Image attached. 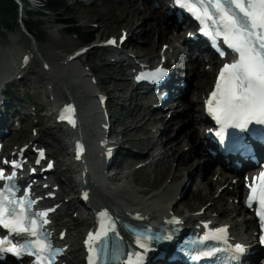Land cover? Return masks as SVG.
<instances>
[{
    "label": "bare ground",
    "instance_id": "6f19581e",
    "mask_svg": "<svg viewBox=\"0 0 264 264\" xmlns=\"http://www.w3.org/2000/svg\"><path fill=\"white\" fill-rule=\"evenodd\" d=\"M38 1L41 3V0H36V2ZM96 1L97 0H93L94 3ZM140 5V2L134 3V0H110L108 3L107 8L116 6L119 15H125L126 18H130L129 21H127L128 23L123 25L124 30L127 31V40L122 45H117L116 49L121 50V47L129 46L126 51L132 50L135 52L136 57L128 56L124 61L131 66L140 65L141 63L154 65L161 64L163 56H171L167 58L163 65L166 68H171V71L175 72V75H178L181 73V69H184L181 62L185 61L187 63L185 64V68H188L185 82L192 85L190 91L193 92V96L191 98L188 97L187 94L189 89L187 88L183 96L170 106L172 116L167 121V117H165L167 114H164L161 111L165 109L168 103L162 106L163 108L160 113L155 115L154 112L156 111L152 108L154 103L149 102L147 97H141V100L146 101L147 103H137L132 109L133 122L140 124V128H134L133 130L146 131L148 137L140 140H131L130 142L131 144L141 147V149L144 147L146 154H150V158H148L147 162L138 166L135 172H140L142 170L145 171L147 169L152 170L151 173L153 174V177L149 179L150 185L152 187L159 185L162 189L158 192L136 189L131 185L136 183V181L133 183L128 182V178H131L133 175L122 177L120 175L121 171L115 174L112 179V181L117 182V186H113L110 182L106 185L98 184L88 174V171L94 168L95 164L88 162L87 168L83 174L84 181L86 182L85 190L80 192V196L82 197L84 193H87V199H89V201L84 202L87 211L92 212V209L94 208L96 210L100 209L105 213L107 211L111 212L115 215V217H111L113 225L115 226L118 224V218H127L141 223H149L150 221L156 219L160 220L166 217H180L181 221L179 224L184 226L195 225L196 227H199L207 224L213 228H218L220 226L227 227L233 232H237L238 227L241 229L247 228V226L256 227L255 220L244 207V204L241 202L236 203V200L241 198L240 179L238 178V175L231 176V174H229V171L231 170L228 169L222 171H220L221 169L219 167L211 169L213 161L209 155H205L206 152L203 148V146L209 143V141L201 134L203 123L206 121L203 112L208 96L205 92L209 86L210 78H212V73L216 69V66L212 67L213 70L209 68L206 69V67L204 68L205 62L203 63V61L206 56L202 52L195 56V53L187 50V48L179 50L174 45L175 42L179 41L182 37V33L178 32L179 26L176 24V32L169 35V32L171 31L169 20H166L163 17L161 14L162 11L152 8L151 4L147 5L145 8H142ZM97 17L99 19L98 22L100 23H98L99 26L94 31H98L102 34L103 29L110 25V21L101 16ZM123 20L124 16L118 20V22L115 21V26L120 24ZM135 20H141V23H139V25L137 23L134 24ZM89 23L90 20L87 19L83 22V25L88 27ZM128 25H130V28ZM140 27H144L145 31V38L142 45H138L134 41L135 31ZM23 29L27 30L26 28ZM114 29H116V27ZM161 41L169 45V48L165 53H160L159 51ZM14 42L20 46H17V50H15L14 56L12 57V65L14 69H20V66L24 63V58H29L30 64L35 63L33 62L34 58L31 54L24 53L23 45H20L22 39H15ZM49 44L50 46L48 48L40 47L37 49L39 52L46 54L48 58L47 60H42L44 62L41 67L43 71V77H41L44 80H47L48 78L46 75L49 73L55 79L60 81L62 88L72 97L71 100L69 99L68 103L70 105L74 104L80 109V122L82 129L76 134V136L84 139L92 147V138H98L101 135L99 133L100 126L104 133L106 132V129L110 127L112 134H121L122 132L113 129L111 122H107L106 117L103 115L107 110L98 111L95 103L96 93L93 90L94 83L87 78V70L81 68L84 57L89 55V51L87 54L74 57L76 52L84 48L81 47L68 57L59 53L51 54L48 52V49L52 45H58L65 51L72 48L75 44L74 42L67 41L66 43H63L56 40L54 36H51ZM187 46L189 47L190 44ZM91 49L104 50L107 54L114 53L112 49L99 43L92 45ZM212 56L214 55L212 54ZM99 59L105 61V58L102 57V55ZM215 60L216 58H213V61ZM106 64L108 67L114 65L113 63L108 62ZM88 71L92 72L93 75H96V70L94 68H91ZM22 72H18L17 75L22 74ZM11 75L12 73H10V70L8 76L5 77L4 75H0V83L8 86V79ZM58 81L56 84H58ZM176 81L177 80H174L173 83L175 84ZM11 82L15 85V80ZM124 82L125 84H129L127 79H125ZM101 83L102 81L99 80L98 84L100 86ZM74 86H76L77 91L81 94L80 96L82 98H85V93L89 94V97L87 96V99H89L86 102L79 103L80 106L73 95L72 88ZM57 89L58 88L55 86L52 87L51 94L53 96L60 95V93L57 92ZM133 91L134 94H137L134 88ZM194 97H197L195 101L193 99ZM128 98L127 92H123L122 95H118L117 97L122 104L128 100ZM200 101L201 104L199 107L197 105ZM155 104L157 103L155 102ZM4 105L9 106L10 103H0L2 108ZM51 107L53 108L54 105L51 104ZM51 107L49 108V111H51ZM49 111L48 114L45 115L46 122L41 128V134L30 138L29 141L22 146L27 147L25 152L33 151V147L37 143L46 144L45 138L52 133V130L47 126L50 121ZM1 115H3V113H1ZM9 118L10 114L7 111V113L2 116V119L6 120ZM164 122L167 125L166 132L168 133V136L166 137V140H163L159 144L155 141L156 131L154 128ZM189 125H193V127L189 130L188 134L184 131L185 138L181 139V135L183 134H181V132ZM171 131L173 132L171 133ZM122 134L124 137H118V140L120 138H125V133ZM0 138H3V136L0 135ZM8 139L9 137H4L3 139L7 144L4 148V155L10 156L12 152L15 151L16 145L12 146L11 144H8ZM56 140L57 144L60 143L62 145L61 148L53 143L48 144V146L50 149L55 148L56 153L60 152L65 159L63 163H65L66 158H68V144L66 142L64 143L62 139ZM160 146L165 150L161 151L158 155H155L160 150ZM20 150L21 147L17 148V152H20ZM93 151H95L94 147ZM17 152L13 154L17 156ZM140 157H144V153L140 154ZM204 160L206 162L202 163ZM60 163L61 161L56 163L54 167V172L56 173H54V175L59 173V166L57 167V165ZM195 163L198 164L197 167ZM103 164L105 165V162H103ZM114 164L115 162L112 161L109 167ZM68 167L70 170H68L66 174L69 185L73 189H78V191H80L82 185L78 182V172L75 170L76 168L74 169V167L70 165H68ZM190 170L193 174L189 173ZM209 172H212V178L208 177ZM218 172L220 175L217 177ZM99 180H101V178H99ZM168 180L169 182H167ZM63 183V181L58 182V184L51 182L52 186L50 193L58 195V198L53 205L60 204V209L54 215V228L58 230V236L62 233L66 234L64 245L67 244L69 246V253L64 262H67L68 264H84L82 263V260H85L84 252L87 248L84 245V241L88 239L87 233L89 230L87 227L91 225V218L86 217L83 213L74 217L78 207L66 199L64 200L61 198V195H68V191L65 190ZM58 185L61 188L60 193V188L56 187ZM193 185H196L197 190H193ZM220 189H222V191ZM185 197L187 198L181 202V199ZM219 202L225 203V205H219ZM201 203L203 204L198 210L205 208L204 213L192 211L194 207ZM212 213H214V215H211ZM240 216H242V219L239 218ZM80 225L83 229L75 234L76 229ZM249 238L251 239L252 235L249 236ZM252 243L253 242H248L246 244Z\"/></svg>",
    "mask_w": 264,
    "mask_h": 264
},
{
    "label": "rangeland",
    "instance_id": "374dc122",
    "mask_svg": "<svg viewBox=\"0 0 264 264\" xmlns=\"http://www.w3.org/2000/svg\"><path fill=\"white\" fill-rule=\"evenodd\" d=\"M66 3H68L69 9L67 12H62L61 16L56 18L54 15L47 13L45 9H43V5L46 2H36V0L33 2V6L31 4H28V7L25 9L23 8V14L25 12L26 17L30 20H33L34 22V30H38L42 35L43 38H40V35L37 33H34L35 37L31 38L27 33H25L23 26H21L20 21L15 20V22H10V25L12 28H10V31L8 30H2L0 27V62L8 55H11V58L14 56L15 50H17V45L14 41L15 39H22V42L20 45L23 47L24 51H26L27 54H31V56L34 58L35 63H33L31 66H29L27 71V75L24 79L21 81L17 80V68L16 70L13 68V66L10 69V72L12 73L11 77L8 79L10 81L15 80V85L11 86V93L14 96V98H11V101L15 103L16 105L12 106L11 108L15 110V112L19 113L18 120H20L23 129L20 132L14 131L11 133L7 142L8 144H11L12 146H15V149L19 148L20 146H23L26 144L30 138L36 137L41 134V128L44 126V123L46 122L45 115L48 114V110L51 107V104L53 105L56 101H66L68 102L69 99H72V97L69 95L68 92H66L62 86L61 82L55 79L53 76H51L49 73L47 76V80H44L42 77L43 71H42V60H47V55L44 53L39 52L37 49L40 47H49V41L50 37L54 36L56 40L66 43L67 41L74 42V46L72 48H69L68 50L61 49L58 45H52L48 52L51 54L59 53L63 56H71L76 50H78L81 47L89 46L87 43L81 42V37L75 34V32H69L66 30L64 26L58 25V22L60 20H66L69 22H73L75 25L76 30H79L78 32L82 34H91L94 36L95 41L94 43H100L104 42L106 39L110 37L119 38L122 34V32H127L124 30L123 25L128 23L130 18H126L125 15H119V11L117 10L116 6L107 8L108 3L110 0H97L95 3L93 0H65ZM136 3V1H134ZM153 8V6H151ZM101 16L110 21V25L106 26L103 29L102 34L98 31H94L96 28H98L100 22H98V17ZM124 16V20L115 26V21L118 22L122 17ZM2 18H0L1 20ZM89 19L90 23L89 26L83 25V22L85 20ZM28 20V21H29ZM141 23V20H135L134 24ZM130 28V25H128ZM116 27V29H114ZM184 36V33L182 35V38ZM145 38V31L144 27H140L135 31V43L138 45H142ZM146 46V45H145ZM127 47L124 46L121 47V54L123 56H133L136 57L135 52L130 50L126 51ZM168 47V44H165L163 41L160 43V53L164 52V48ZM120 51V50H119ZM47 53V52H46ZM102 55V57L109 59L110 57L106 55V52L104 50H97V49H91L89 51V55H86L83 60V64L81 68L84 70H89L91 68H94L96 70V75L91 76V81H99L101 80V86L99 84H94L93 90L95 93H98L99 90L104 91L108 94L109 97V112L108 114H112L111 122L113 129L118 130L119 132L125 133V138H120L119 140L123 142L122 149L126 152L127 157H121L120 159H117L115 157V166H112L110 172H115L119 169L121 171L122 177H129L128 182H134L136 183L131 184L136 189L141 190H147L149 192H158L162 189V187L154 186L152 187L150 185L149 179L153 177V174L151 173L152 170L147 169L145 171L135 172L138 166L144 164L147 162L148 158H150V154L147 155L145 152V148L141 149V147L131 144V140H140L145 139L148 137V133L146 131H137L133 130L134 128H140V124L134 123L132 119V109L135 106V104L140 102H146L142 101L139 97H135V94H132V84H131V76L128 74L130 69H126L123 71V74H116L112 67L107 66V61H101L99 57ZM206 57H204V68L206 69H212L211 64L207 63V59L211 62H214L212 59L213 57L211 55L205 54ZM196 58V57H195ZM194 58V59H195ZM144 64V63H143ZM185 64H187L185 61L181 62L182 67H184V72L187 74L188 68H185ZM108 67V68H106ZM215 70L212 73V78H210L209 86L205 93L208 92V90L211 88V85L213 83V79L215 76ZM21 75V74H20ZM42 76V77H41ZM53 77V78H52ZM127 79L129 81V84H125L124 80ZM58 81V84H56ZM57 87V92L60 93L58 96H53L51 94L52 87ZM133 87V86H132ZM192 85H188V97H192L193 92H191ZM134 88V87H133ZM73 95L77 99L76 102L80 106L79 103L86 102L87 96L89 94L85 93V98H82L77 91L76 86L72 88ZM188 91V90H187ZM123 92L128 93V100H126L123 104L120 100L117 99L118 95H122ZM204 93V94H205ZM194 101L197 99V97L193 98ZM147 103V102H146ZM153 103V102H152ZM155 104V101H154ZM173 102L167 104L165 109L161 111L164 114H167V120L170 119L172 116V111L170 109V106H172ZM200 103H198L197 106L200 107ZM169 106V107H168ZM41 108L42 113L38 116H35L34 110ZM153 108V107H152ZM52 109V107H51ZM183 110V109H181ZM113 111V112H112ZM168 112V113H167ZM155 115H157L160 112H154ZM22 116V117H21ZM165 121V122H166ZM37 122H39L38 125ZM116 122L118 123L116 125ZM159 124L158 127H155V141H157L159 144L166 140V137L168 136L167 125L166 123ZM47 124V123H46ZM125 124V125H122ZM122 125V126H120ZM47 126L52 130V133L49 134L45 138L46 144H56L57 147L61 148L62 145L60 143L57 144L56 139H62V141L68 142V136L64 135L61 131L55 128V124L51 121L47 124ZM193 127V125L186 126L184 130L181 132V134L186 131L187 134L189 133V130ZM173 131H171L172 133ZM167 133V134H166ZM170 133V134H171ZM181 139L185 138L184 133L181 135ZM128 138V141H127ZM63 144V143H62ZM36 145V144H35ZM36 148V146H34ZM33 147V148H34ZM68 147V145H67ZM159 147V146H158ZM163 147L160 146V150L155 154L158 155L161 151H164ZM188 150V149H186ZM50 153L54 156V159L58 163V161H61L59 165V173L54 175L53 177L57 179V182H64V188L69 193L68 195L61 196L62 199H70L74 196L78 197L80 193L75 194L73 193V188L70 187L69 182L67 180V174L66 172L70 170L68 165H70V160L66 158L65 161L63 155L58 152L56 153L55 148L49 147ZM68 151V148H67ZM144 153V157H140V154ZM207 156V153L205 154ZM204 161H202L203 163ZM117 164H121L120 168H117ZM197 167V163H195ZM215 166L212 165L213 169ZM189 173L193 174V172L190 170ZM187 173V174H189ZM220 175L218 172L217 177ZM209 178H212V172H209L208 174ZM169 182V180L167 181ZM241 182L242 178L240 177V188H241ZM193 190H197L196 185H193ZM222 191V189H220ZM187 197L181 199L183 202ZM240 199H237V201ZM180 201V200H179ZM236 201V203H237ZM72 204L76 205L78 207L77 211L74 214V217H77L78 214H84L85 206L83 202H80L79 199H74L71 201ZM220 203V202H219ZM218 203V204H219ZM203 203L200 205L194 207L192 211L204 213L205 208H201L198 210L199 207L202 206ZM225 205V203H220L219 205ZM230 204V203H229ZM180 205V204H179ZM197 210V211H196ZM211 215H214L212 213ZM242 219V216L239 217ZM83 227L80 225L77 229L75 234L78 233V231L82 230ZM237 232H240L241 234H244V237H249L252 234V226H247V228L241 229L238 227ZM236 233V232H235Z\"/></svg>",
    "mask_w": 264,
    "mask_h": 264
},
{
    "label": "snow or ice",
    "instance_id": "6c2138e0",
    "mask_svg": "<svg viewBox=\"0 0 264 264\" xmlns=\"http://www.w3.org/2000/svg\"><path fill=\"white\" fill-rule=\"evenodd\" d=\"M177 2L180 3L181 7H185L188 11L197 15V18L206 19H212L208 14L207 5L214 6L219 16L218 19L213 20V23L223 26L225 42L229 48L239 55L237 62L225 64L221 68L214 91L210 94V99L206 101L209 113L221 125V130L228 126L244 128L252 121L264 124V0H228L236 11L226 8L221 0H196L197 3L205 6L202 12L194 4L183 3L181 0H177ZM237 11L240 15L236 14ZM206 34L212 35L207 30ZM219 34L218 28L217 35ZM67 111L71 112L72 109L69 108ZM68 119L74 123L71 117H68ZM13 167H19V165L13 164ZM2 178H4L3 171L0 170V179ZM13 178L14 176L7 179L11 180ZM256 180L257 184L251 186L248 205L251 207L254 201H258L260 206L258 215L264 220V173ZM9 196H12L13 199L9 200ZM6 201L13 205L10 213L14 219L9 220L6 218ZM23 204L24 200L17 201L14 199V193L11 192L10 188L6 187L3 191H0V225L12 232H27L31 236H38L35 219L28 220L30 225L28 227L25 225L26 217L23 214V208L17 213V208ZM32 215L45 217L47 213H32ZM42 223H47V221L44 220ZM225 232L226 229H217L210 236L212 239L223 240V233ZM94 238L91 235L89 236V240ZM208 238V236L205 237V239ZM260 239L264 242V236ZM3 243L5 242L0 241V244ZM36 243L40 252L50 248V245L43 244L40 240H37ZM140 247L143 248L145 245L141 243ZM6 250L16 251L14 246ZM235 251L243 253L244 248L237 244ZM16 254L19 255L20 252L17 251ZM211 254V252L205 253V255Z\"/></svg>",
    "mask_w": 264,
    "mask_h": 264
},
{
    "label": "trees",
    "instance_id": "16d2710c",
    "mask_svg": "<svg viewBox=\"0 0 264 264\" xmlns=\"http://www.w3.org/2000/svg\"><path fill=\"white\" fill-rule=\"evenodd\" d=\"M46 2L47 7L45 11L54 15L56 18L60 17L62 12H67L69 9L68 3H66L65 0H46ZM18 9V5L14 0H0V18H2L0 20V27L2 26V30L10 31V28H12L10 22H15V20L17 21ZM23 23L31 35L35 37L34 33H37L40 35V38H43V35L38 30H34L35 24L33 20H31V18L29 21H23ZM58 25L64 26L69 32H75L76 35L81 37L80 39L83 43H88L95 39L91 34H82L78 32L79 30H76L73 22H69L63 19L58 22ZM121 156L125 157L124 154H122Z\"/></svg>",
    "mask_w": 264,
    "mask_h": 264
}]
</instances>
